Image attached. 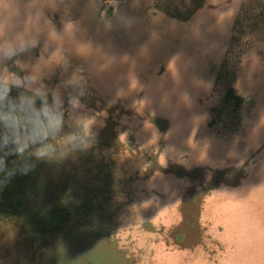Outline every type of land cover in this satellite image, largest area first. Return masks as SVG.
Here are the masks:
<instances>
[{
  "label": "rangeland",
  "instance_id": "rangeland-1",
  "mask_svg": "<svg viewBox=\"0 0 264 264\" xmlns=\"http://www.w3.org/2000/svg\"><path fill=\"white\" fill-rule=\"evenodd\" d=\"M9 44L63 130L9 159L0 264H264V0H0Z\"/></svg>",
  "mask_w": 264,
  "mask_h": 264
},
{
  "label": "clouds",
  "instance_id": "clouds-1",
  "mask_svg": "<svg viewBox=\"0 0 264 264\" xmlns=\"http://www.w3.org/2000/svg\"><path fill=\"white\" fill-rule=\"evenodd\" d=\"M26 50L16 44L0 46V63L11 62ZM36 85L32 77L0 76V185L32 170L28 165L10 170V158L29 153L26 159H48L50 140L63 130V100L59 95L50 97L43 86Z\"/></svg>",
  "mask_w": 264,
  "mask_h": 264
}]
</instances>
